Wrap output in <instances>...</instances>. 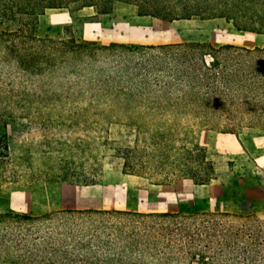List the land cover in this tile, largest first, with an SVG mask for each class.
Listing matches in <instances>:
<instances>
[{
  "label": "trees",
  "instance_id": "16d2710c",
  "mask_svg": "<svg viewBox=\"0 0 264 264\" xmlns=\"http://www.w3.org/2000/svg\"><path fill=\"white\" fill-rule=\"evenodd\" d=\"M120 6L141 18L201 20L264 36V0H0V57L27 79L22 94L33 96L1 108L0 159L9 158L5 116L63 120L85 112L106 124L107 135L113 128L122 134L105 150L122 160L123 174L157 183L217 181L215 154L181 134H264V46H103L71 25L58 35L41 27L48 11L74 19L93 9L102 23ZM0 264H264V221L224 212L7 211L0 214Z\"/></svg>",
  "mask_w": 264,
  "mask_h": 264
},
{
  "label": "rangeland",
  "instance_id": "374dc122",
  "mask_svg": "<svg viewBox=\"0 0 264 264\" xmlns=\"http://www.w3.org/2000/svg\"><path fill=\"white\" fill-rule=\"evenodd\" d=\"M94 16L93 9L76 14L74 19L66 11L52 10L42 19L41 27L44 32L58 35L65 26L71 25L72 29L85 40L87 37L94 39L97 37L92 42L103 46L125 44L136 48L185 42L209 43L216 48L264 46L263 35L238 32L201 20L166 23L150 17L141 18L135 16L134 10L125 6L118 7L115 14L103 17L102 23L96 18L93 20ZM86 26L88 30L92 29L87 35L83 32ZM94 28H97V31H94ZM93 32L95 34H92ZM0 58V116H2L4 112L1 108L6 104L24 102L33 96L22 94V88H28L25 85L27 79L22 75H16L10 64H6L5 58ZM33 84L35 86L37 82ZM3 119L10 123L7 130L9 154L3 153L9 158L0 159V200L12 192H27L41 213L105 210L162 214L166 213L163 212L165 208L172 206L174 202L173 198L165 197V194H169L170 191L176 194L178 190L187 193V185L181 181L188 179L173 178L167 183H157L154 178L123 174L122 160L105 150L107 141L122 140V134L113 128L109 132L112 135H107L106 124L96 123L97 121L85 112L64 113L63 120H59L55 114L40 116L22 113L12 117L5 116ZM202 131L209 130L200 128L186 130L181 134V138L199 144V135ZM212 132L207 134L212 137L222 136V133ZM244 136L264 138L263 133L255 130L239 134V137ZM3 137L4 131L0 127V141ZM209 149L215 154L218 181L233 178L239 170L233 157ZM180 154L183 155L184 151L179 150L172 155ZM87 178H94L96 184L66 182H85ZM163 186L170 188L163 191ZM192 212L198 211L181 208L176 213ZM239 215L244 217L255 215L260 221H264V214H253L249 210Z\"/></svg>",
  "mask_w": 264,
  "mask_h": 264
},
{
  "label": "crops",
  "instance_id": "0c3cea01",
  "mask_svg": "<svg viewBox=\"0 0 264 264\" xmlns=\"http://www.w3.org/2000/svg\"><path fill=\"white\" fill-rule=\"evenodd\" d=\"M94 29V31H97V28ZM91 31L92 29L88 30L86 26L83 32L87 35ZM95 39L86 38L87 41ZM207 133L213 132L202 131L199 135V144L214 149L220 154L233 157V161L236 166H239V170L233 178L227 181L217 180L207 185H196L191 180L181 181V183L187 185V193L178 190L176 194H172L171 191L169 194H165V197L173 198L174 202L172 206L165 208L163 212L176 213L181 208H186L195 209L198 212H224L235 215L245 213L248 210L253 214H264V138L251 136L238 138L229 134L212 137ZM162 188L164 191L170 187L163 186ZM7 211L33 216L52 213H41L32 196L27 192H12L8 196L2 197L0 200V214Z\"/></svg>",
  "mask_w": 264,
  "mask_h": 264
}]
</instances>
